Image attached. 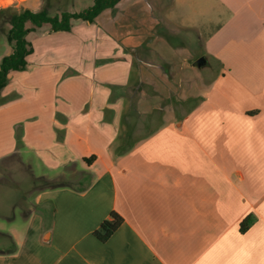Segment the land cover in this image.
I'll use <instances>...</instances> for the list:
<instances>
[{
    "label": "crops",
    "instance_id": "0c3cea01",
    "mask_svg": "<svg viewBox=\"0 0 264 264\" xmlns=\"http://www.w3.org/2000/svg\"><path fill=\"white\" fill-rule=\"evenodd\" d=\"M172 1L177 16L133 0L130 27L121 0L93 23L28 33L27 66L0 91V162L18 156L33 182L72 185L36 188L21 227L4 217L0 249H16L0 264H264V0ZM203 8L219 74L195 106L147 115L140 137L137 106L155 98L143 84L180 55L173 28L204 37ZM112 212L123 223L101 242Z\"/></svg>",
    "mask_w": 264,
    "mask_h": 264
},
{
    "label": "rangeland",
    "instance_id": "374dc122",
    "mask_svg": "<svg viewBox=\"0 0 264 264\" xmlns=\"http://www.w3.org/2000/svg\"><path fill=\"white\" fill-rule=\"evenodd\" d=\"M11 4V2H13ZM95 0H28L26 2L15 0H0V9L5 7H13L17 11L26 9V5H29L35 12H39L49 7L50 15H60L62 12L67 11L70 13L82 12L90 8L94 4ZM133 0H123L121 4L122 15H124V21L130 27V17L132 14ZM141 7L148 13L151 12L152 0H139ZM175 1V0H174ZM198 1V0H196ZM172 0H162V3L167 11L173 16L179 15L181 6L178 2L172 3ZM4 5H8L5 6ZM201 12L196 16L197 23L204 26L202 29L204 37L199 38L197 32L193 29H179L169 35V42L175 46L182 48L180 55H172L168 57V64H164L165 75L162 70L156 72L154 80V87H145L143 84L142 92H149L151 96H155L154 103L150 102L144 107H139L140 119L136 130L139 131L140 137L143 132L152 130L153 124L148 123L145 119L147 115L153 116L155 114L166 112L170 113L172 117L176 116L177 112L189 109L195 106V101L201 91L202 83H209L214 80L218 73V63L216 58L210 53L206 46L207 35L212 28L209 24L210 19L215 18L211 15V11L206 12L203 8ZM114 15L115 11L112 12ZM110 15V14H109ZM218 18V16H217ZM28 26H31L28 23ZM10 25H6L4 31L0 34V62L7 53L8 47L12 49L11 44L8 41V31ZM205 58L206 64L198 68L196 61L200 58ZM167 61V60H166ZM153 95H152V94ZM138 103V102H137ZM176 113V114H175ZM148 123V124H147ZM152 124V125H151ZM36 171V170H35ZM38 175V171L35 173ZM32 171L21 164L18 156L9 157L0 162V223H4V217L11 218V223L5 225L6 228L21 227L23 225L22 220V208L32 205L34 202V196L37 192L36 188H41L44 183L42 180L33 182L35 180L32 176ZM33 179V180H32ZM17 205L12 210L11 206ZM21 206V207H19ZM8 230V229H7ZM0 243L8 244V240L0 235Z\"/></svg>",
    "mask_w": 264,
    "mask_h": 264
},
{
    "label": "trees",
    "instance_id": "16d2710c",
    "mask_svg": "<svg viewBox=\"0 0 264 264\" xmlns=\"http://www.w3.org/2000/svg\"><path fill=\"white\" fill-rule=\"evenodd\" d=\"M121 0H95L94 4L82 11L70 13L67 11L62 12L60 15H50L49 7L35 12L31 9H23L21 11L15 10L13 7H5L0 9V34L4 31L6 25H10L8 31V41L13 48V52L4 56L0 62V91L8 84L9 73L11 71L22 70L27 66V56L31 53L32 49L27 40V35L35 28L41 27L44 24H50L54 31H69L72 28L73 20H83L93 23L95 19L101 15L105 10H114ZM28 23L31 26H28ZM95 160V156L86 158L85 161L91 164ZM45 189L58 188L63 186H71L69 180L59 179L52 181L49 179H41ZM123 223V218L116 212H112L110 217L104 220L101 225L95 230V237L101 241L106 242L117 231ZM249 228L248 219L241 223V232H246ZM16 245L13 242L11 250L2 252H14Z\"/></svg>",
    "mask_w": 264,
    "mask_h": 264
},
{
    "label": "water",
    "instance_id": "95a60500",
    "mask_svg": "<svg viewBox=\"0 0 264 264\" xmlns=\"http://www.w3.org/2000/svg\"><path fill=\"white\" fill-rule=\"evenodd\" d=\"M205 64H206V60L203 57L196 61V65H197L198 68L203 67Z\"/></svg>",
    "mask_w": 264,
    "mask_h": 264
}]
</instances>
